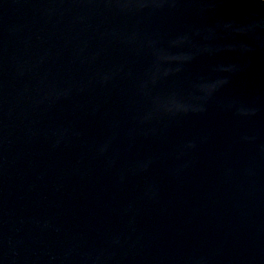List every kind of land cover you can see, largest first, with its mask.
Here are the masks:
<instances>
[{
	"label": "water",
	"instance_id": "obj_1",
	"mask_svg": "<svg viewBox=\"0 0 264 264\" xmlns=\"http://www.w3.org/2000/svg\"><path fill=\"white\" fill-rule=\"evenodd\" d=\"M0 264H264V1L0 0Z\"/></svg>",
	"mask_w": 264,
	"mask_h": 264
},
{
	"label": "rangeland",
	"instance_id": "obj_2",
	"mask_svg": "<svg viewBox=\"0 0 264 264\" xmlns=\"http://www.w3.org/2000/svg\"><path fill=\"white\" fill-rule=\"evenodd\" d=\"M264 1V0H263Z\"/></svg>",
	"mask_w": 264,
	"mask_h": 264
}]
</instances>
